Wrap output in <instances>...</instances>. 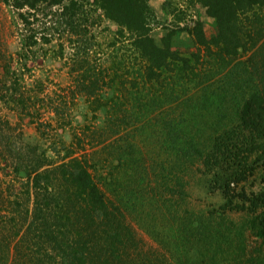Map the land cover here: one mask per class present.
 Segmentation results:
<instances>
[{
    "label": "trees",
    "instance_id": "trees-1",
    "mask_svg": "<svg viewBox=\"0 0 264 264\" xmlns=\"http://www.w3.org/2000/svg\"><path fill=\"white\" fill-rule=\"evenodd\" d=\"M149 1L0 0L9 9L8 31L18 45L13 55L0 51L8 58L0 65V100L30 117L26 97H34V85L20 88L19 82L31 73L40 49L55 45L69 85L47 109L63 131L72 127L69 106L83 99L97 124L73 131L69 146L62 141L50 143L49 149L28 145L33 160L15 163L13 171L22 180L19 191L24 189L28 202L32 192V205L16 198V207L5 215V227L17 238L12 248L11 238L6 240L9 264H224L234 244L243 255L233 264L245 259L241 264H264L254 253L245 258L246 235L264 247V0H199L216 31L207 38L198 19L186 27L196 46L188 56L171 49L170 35L161 39V47L156 45ZM103 21L116 28L111 32L104 26L109 36L100 37L97 28ZM203 57L211 62L207 71L197 70ZM10 75L17 88L8 83ZM193 89L204 103H218L221 110L215 112L217 126L204 146L198 132L190 133L196 109L187 94ZM180 104L185 115L164 124V144L172 157L149 163L135 157V133H118L120 126L150 121L147 113L173 111ZM42 126L47 125L36 128L44 139ZM103 130L113 140L105 143L109 137L103 135L106 139L99 142ZM105 151L112 158L103 156ZM194 161L207 189L220 194L217 207L188 208L185 182L178 176L170 186L159 183L165 196L145 192L138 181L148 178V167L159 166L169 180L181 162L193 166ZM116 165L124 172L116 175ZM250 178L259 188L248 187ZM145 202L148 211H138ZM234 214L243 220L234 222ZM147 218L169 224V234L146 228ZM134 221L149 230L159 248H140Z\"/></svg>",
    "mask_w": 264,
    "mask_h": 264
},
{
    "label": "rangeland",
    "instance_id": "rangeland-1",
    "mask_svg": "<svg viewBox=\"0 0 264 264\" xmlns=\"http://www.w3.org/2000/svg\"><path fill=\"white\" fill-rule=\"evenodd\" d=\"M205 11V8L199 0H150L148 3V16L151 27L150 35L159 47L162 46L161 39L170 35L171 49L186 56L195 53L196 46L193 44V40L186 32L185 28L192 25V22L198 19L203 23L206 37L210 38L216 31L215 21L208 17ZM9 17V9L0 3V51L5 56L13 55L18 48L16 37L8 31ZM104 26L109 28L111 32L116 28L112 23L103 21L102 25L97 28L100 37L104 35L109 36V30L105 32L102 31ZM99 39L102 41L101 38ZM53 46H44L40 49L31 73L29 75L25 74L24 80L19 82L20 88H23V85H34L35 92H32L34 97L32 96L33 98H31V100L26 97L27 110L32 111L33 114L29 117L24 111H17L13 108L12 103H4L0 100V264H4V262L9 264V260H7L6 256L8 254V248L6 250L7 238H11L12 240L11 248L17 240V238L12 239L8 227H5V221H7L5 215L9 214L12 208L16 207V204H14L16 198L19 202H23L24 200L25 206L31 208L32 205V192L30 191V201L28 202L23 194L24 189L22 192L19 191L22 180L13 171L15 163L20 161L23 165H27L28 161L33 160L32 154H30L31 151L27 146L30 145L37 146L39 149H49L48 145L54 143V141H62L66 146H69L73 131L80 132L83 126L89 127L91 124L97 127L96 122L90 119L91 115L87 114V108L83 99H79L75 105L69 106L66 113L72 118V127H64L63 131L58 129L59 124L55 123L53 115L49 112L50 110L47 109V107H49L48 103L55 104L56 101L60 99L58 95L63 94L64 89L69 85L66 69L62 67L63 61L56 59L57 52L53 49ZM205 58L206 57H203V62L198 65L197 70L207 71L211 66L210 61L204 62L206 61ZM6 60H8L7 57ZM6 60L3 59V56H0V65L4 64ZM13 80L14 77L11 75L7 79L8 83L12 84L11 87L17 88L18 85L14 83L15 80ZM39 82H41L44 87L42 93L38 90ZM36 92L38 93L35 97ZM187 95L191 98V104H189V106L192 105L196 109V118L189 120L193 125L188 123V125L192 126L190 133L194 134L198 132V141L201 146H204L210 141V137L214 134V129L217 126L216 122L218 119L215 118V112H220L221 110L218 108V103H204L202 98L200 99L199 92H196L195 89L189 91ZM180 105L179 108H175L173 111L171 109H166L167 111L164 110L160 113H158V110H154L153 113H147L146 118L150 119V121L143 119L141 121L142 123L137 121L133 123L132 120H129L128 123H131L130 126L127 123L120 126L118 133H127L129 131L135 133L134 143L137 144L139 148V150H136L135 157L146 163H149L151 159L159 158L162 161L163 159L165 160L172 157L173 154L166 151L167 148L164 144L166 138L164 134L166 130L164 124L172 119H174V121L178 120L181 112H184L185 115L186 107L183 104ZM205 105L207 109H205ZM137 110L138 108L135 109V111ZM18 114L21 115L22 119L17 117ZM221 116L222 114L220 117ZM78 121L81 123L79 124ZM39 123H45L47 126L48 124L50 125V128L42 126V129L43 127L46 128L44 139L40 137L36 128ZM222 123H226V119L222 121ZM181 125L179 124V126ZM136 126L138 128H136ZM106 131L107 130H103V132L98 133L99 135L97 137L99 142L106 139L103 135H106L107 138L109 137L108 134H105ZM136 131L138 132L136 133ZM110 140H113V138L109 137L105 143ZM57 146H59L58 143ZM48 155L51 156V153L48 152ZM104 155L112 158L108 155L107 151L103 153V156ZM144 162L143 164H145ZM180 165V170H172V177L169 180L166 178V171H161L159 166H154V169L148 167V170H146L148 178H146L145 181H141L140 179H138V181L145 187V192L154 195L153 192L156 191L157 196L160 193H163L165 196L168 192L163 189L160 190L159 183L162 182L165 185H169L172 183L174 176H178L180 182L182 180L185 182V193L187 194L186 203L188 208L195 209L196 211H206V209H211L221 204L222 199L220 194L217 191L210 192L207 189L205 177L198 170L200 166L198 161H194L193 166H188L187 162H184V164L181 162ZM116 172L115 174L118 175V173H123L124 169L116 165ZM162 173L164 177L160 180ZM154 179L160 181L155 182ZM249 180L250 181L247 183L248 187L253 189L259 188V183L256 180H252L251 178ZM149 207V204L145 202L142 207L143 209L138 208V211H148ZM230 218L237 223L243 220L240 215L236 214L231 215ZM134 226L137 231V239L139 240L140 248L144 250H155L160 247L157 241L152 239L150 234H148L150 233L149 230L148 233L145 232V228H140L135 221ZM148 226H154V228H159L160 231L169 234V224L164 225L163 221L155 223L147 218L145 227L148 228ZM245 240V258L249 255L247 252H250L254 253L258 258L262 256V259H264V247L260 248L259 243L252 235H246ZM231 246L232 248L230 247L222 258L225 259L224 264H233V261H238L242 258L243 254L240 253L238 249H235V244ZM234 251L235 255L233 253ZM217 264H219V262H217Z\"/></svg>",
    "mask_w": 264,
    "mask_h": 264
}]
</instances>
